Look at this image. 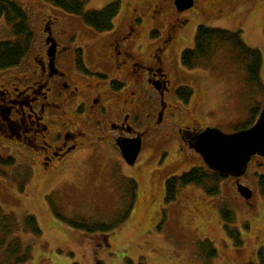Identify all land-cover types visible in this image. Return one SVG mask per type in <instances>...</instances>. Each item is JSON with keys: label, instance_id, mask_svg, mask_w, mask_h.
Segmentation results:
<instances>
[{"label": "rangeland", "instance_id": "1", "mask_svg": "<svg viewBox=\"0 0 264 264\" xmlns=\"http://www.w3.org/2000/svg\"><path fill=\"white\" fill-rule=\"evenodd\" d=\"M10 1L27 14L33 38L22 62L0 71V85H8L20 74L19 69L32 64L35 51L43 44L46 15L56 17L70 33L75 31V46L85 51L89 64L98 36L80 16L45 0ZM80 1L89 12L118 1L116 29L134 19L144 51L152 52L172 33L169 55L177 64L181 53L193 48L198 26L239 30L245 44L261 53L259 81H249L245 65L237 61V52L230 46H214L193 71L177 72L174 91L188 87L191 98L182 102L172 93L161 121L153 112L138 126L145 134L133 165L123 160L116 143L90 140L91 144L63 163L46 169L38 151L0 138V153L14 158L13 165L0 166V205L21 226L26 216H34L41 230L39 237L19 233L31 247L28 264H124L126 260L132 264H260L257 252H264V194L252 174L256 167L243 178L255 192L252 205L234 197L230 178L217 183V194L208 195L203 186L187 185L177 189L173 201L165 202V180L206 167L202 157L181 140V128H216L232 134L236 125L250 120L253 109L264 106V0H194V6L184 13L175 9L174 0ZM155 4L163 7L162 13L154 12ZM178 19L183 22L181 27L171 29ZM15 39L12 25L0 18V42ZM222 211L230 212V223L223 220ZM57 215L76 222L115 225L109 233H86L67 226ZM233 230L240 232L239 245L229 236ZM204 240L215 248L216 257L206 258L209 249Z\"/></svg>", "mask_w": 264, "mask_h": 264}, {"label": "flooded vegetation", "instance_id": "2", "mask_svg": "<svg viewBox=\"0 0 264 264\" xmlns=\"http://www.w3.org/2000/svg\"><path fill=\"white\" fill-rule=\"evenodd\" d=\"M161 10L155 4L154 12ZM175 22L171 29L183 23L181 19ZM134 23L132 19L117 30L113 21L109 30H94L98 39L89 49L93 46L96 51L90 50L88 64L85 51L75 46V31L70 33L56 17L46 15L43 44L35 51L32 64L19 69L20 74L8 85H0V138L38 151L46 169L63 163L91 144L90 140L97 144L109 140L115 145L117 139L140 138L142 148L145 130L138 126L153 112L161 116L159 121L163 119L171 94L177 93V72L186 68L169 55L172 33L152 52L144 51ZM86 63L97 72L90 71ZM186 129L189 142L198 129L181 128ZM252 167H256L252 174L264 194V156H252L243 176L228 177L234 197L247 205H252L255 192L243 178ZM239 184L251 191L249 198L239 194Z\"/></svg>", "mask_w": 264, "mask_h": 264}, {"label": "trees", "instance_id": "3", "mask_svg": "<svg viewBox=\"0 0 264 264\" xmlns=\"http://www.w3.org/2000/svg\"><path fill=\"white\" fill-rule=\"evenodd\" d=\"M50 2L54 7L59 8L70 15L80 16L83 22L96 31L109 30L112 28L113 19L117 16L120 8L118 1L109 3L99 11H85V3L80 0H45ZM0 18H4L7 23L12 25L15 40L0 42V71L18 66L26 56L30 43L33 38L31 28L28 24V18L25 11L14 1L0 0ZM156 32L152 33L155 36ZM242 33L229 31L219 28H211L200 25L196 29L193 48L185 49L181 53V64L188 69L197 67L200 59L210 56L211 50L217 45H228L233 51L237 52V61L245 65L248 71L250 82L259 81V71L262 64L261 53L248 47L242 39ZM177 97L182 102H187L192 91L188 87L177 89ZM260 109L252 110V117L245 124L235 126V131L249 128L253 125ZM255 117V118H254ZM14 164V158L2 155L0 153V166H11ZM221 180L217 172L201 167L192 168L182 173L180 176L170 177L165 180V202H171L175 199L177 189L187 185L203 186L208 195L218 193L217 183ZM212 184V185H210ZM214 186L213 188H208ZM223 220L226 223L231 222L230 212L222 211ZM57 217L67 226L82 230L86 233L102 232L109 233L114 229L115 224L85 223L67 220L57 215ZM227 229V226H224ZM20 232H28L34 237L41 235L34 216H26L23 226L17 223L15 217L4 212L0 205V264H28L31 260V247L22 242ZM229 236L235 240L237 245L239 232L236 230L228 231ZM209 252L206 258L216 257L217 252L209 240H204ZM257 256L260 264H264V252L259 250ZM124 264H132L126 260Z\"/></svg>", "mask_w": 264, "mask_h": 264}, {"label": "water", "instance_id": "4", "mask_svg": "<svg viewBox=\"0 0 264 264\" xmlns=\"http://www.w3.org/2000/svg\"><path fill=\"white\" fill-rule=\"evenodd\" d=\"M174 6L178 12H183L194 6V0H174ZM116 145L124 161L133 165L141 148L140 138L117 139ZM188 145L221 178L240 177L245 173L252 156H264V107L250 128L232 134H225L216 128H206L195 133ZM237 188L245 198L251 196L248 188L241 185Z\"/></svg>", "mask_w": 264, "mask_h": 264}]
</instances>
